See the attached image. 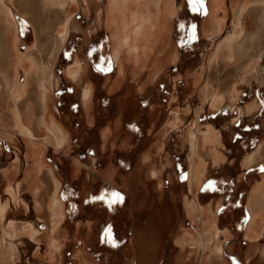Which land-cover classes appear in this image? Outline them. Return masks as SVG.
<instances>
[{"label":"rangeland","instance_id":"1","mask_svg":"<svg viewBox=\"0 0 264 264\" xmlns=\"http://www.w3.org/2000/svg\"><path fill=\"white\" fill-rule=\"evenodd\" d=\"M83 1L68 5L63 11L53 9L48 12L41 7L40 0H26L22 4L26 15L21 13L32 25L34 33L30 27L23 32L25 39L20 37V54L24 56L31 52L40 65H53L62 91L58 110H61L60 120L64 122H58V107L55 106L54 115L67 132V140L60 149L52 148L51 153L59 156L55 161L59 168L75 166L73 177L68 174L61 176L66 185L72 184L76 189H70L65 195H75V200L80 202L84 195H89L87 199L93 198V201L107 202L109 216L114 221L109 225L110 247L115 250L128 245L133 219L141 223L155 216L167 219L173 222L176 234L184 228H191L192 222L195 227L199 222L201 235L208 232L213 220L216 222V209L220 206L219 225L230 237L227 247L231 251L235 247L241 254L246 253V249L257 244L255 241L246 242L244 238L241 219L246 215L245 201L253 188L258 185L260 189L264 187V160L254 164L247 160L259 146L264 145V78L247 82L235 78V75L237 67L256 62L257 50L264 46V7L248 6L243 18L244 45L230 63H225L217 55L216 48L234 31L237 11L246 0H237L234 7L231 6L232 0H225L226 8L217 16L204 15L197 0H177L178 5L171 0L175 15L165 17L163 21L168 33L152 38L149 46L151 55L142 63L130 64L128 69L122 64L127 58V46L123 47L118 62L113 60V54L115 48L123 43V34L130 33L134 25L137 3L126 0L127 6L122 11L110 0H98V5L88 9ZM209 1L206 4L210 14L223 8L222 0H217L222 5L216 10L212 4L209 6ZM13 8L17 10L12 4ZM115 14L121 17L119 22L123 26L119 36L111 27ZM67 16L71 20L67 25L64 47L54 59L52 53L59 44L61 25ZM15 18L21 26L19 18L16 15ZM81 23V31H73ZM4 36L7 38L0 29L1 45L7 43ZM6 57L4 47L0 54L2 99H6L1 76ZM259 62L264 70V53ZM72 69L80 70L82 86L69 77ZM20 81L25 82L24 75ZM208 84L216 93H228L226 102L218 108L211 105L212 95L205 97ZM233 84L234 94L231 93ZM86 87L92 90V95L85 102L81 90ZM130 101L131 108L124 112ZM5 104L6 111H0V173L5 176L0 175L3 219L10 203L9 200L2 201V198L6 190L14 198L15 188L8 181L11 176L3 172L14 163L18 168L26 167L30 171L34 166V156L29 155L27 159L25 149L27 152L41 146L47 155L46 147L49 145L38 144L40 138L34 127L35 144L11 129L5 115L9 101L6 100ZM83 104L87 106L86 112ZM252 106L257 108L252 109ZM125 113L126 121L121 124L119 121ZM67 121L71 123L67 125ZM107 129L111 133L104 136L103 131ZM191 131L197 132L201 142V147L192 156L188 140ZM18 135L23 137L22 141ZM48 138L51 139L50 135ZM53 145L59 148L55 143ZM69 155L74 156V161ZM51 162L46 159L47 165L53 164ZM59 172L62 173L61 170ZM193 178L196 180L192 191L190 183ZM83 184L91 187L86 194L79 190ZM113 193L118 195L113 196ZM195 198H199L203 212L192 216L188 214L186 203ZM92 213L96 216L95 211ZM17 214L18 211L16 215L11 212L9 217L21 216ZM199 215L203 216L202 221L192 220L191 217L199 218ZM3 219L0 233L6 227ZM257 221H261L260 218ZM205 222L208 225L205 226ZM262 222L264 226V218ZM120 227L125 228L123 244L122 238L118 239L123 233ZM188 234L194 236L190 231ZM16 245V264H38V256L31 249L32 243L19 238ZM169 245V250L173 251L174 246L171 242ZM13 254L14 251L9 253L10 259Z\"/></svg>","mask_w":264,"mask_h":264},{"label":"crops","instance_id":"2","mask_svg":"<svg viewBox=\"0 0 264 264\" xmlns=\"http://www.w3.org/2000/svg\"><path fill=\"white\" fill-rule=\"evenodd\" d=\"M197 1L200 5L201 12L204 13V15L207 14L210 16H217L220 15L222 10L226 8V1L222 0L223 8H221L218 13L210 14L206 4L207 0ZM236 1L237 0H232L231 6L234 7L236 5ZM177 2L178 1L175 0L176 4ZM10 6L12 10V4ZM79 10L81 14L82 11L81 9ZM13 11V15L15 14L21 23V26H19L20 37L25 39L23 37V32H25V30L29 27L33 31V27L32 25H29V21L23 17V14H21L20 11L14 8L12 12ZM75 13L78 14V12ZM83 14L87 15L86 13ZM82 25L83 24L81 23L78 28L72 30L75 32L78 30L81 31ZM83 30H85V28H83ZM5 41H7V38ZM33 79L34 78H31V83L27 87L24 97H26V100L28 98L32 101V103L34 102L35 113H38L36 119L34 118V121L32 120L31 122V125L35 128L40 138V142L38 144H49L46 147L47 155L44 154V157H46L45 159L49 162L52 160L51 163L53 164H49V166H51L54 170V176L60 181L56 192L57 199L59 200V203H61V207L58 210L59 216L53 215L57 208L55 204H51L50 199H52L55 192V185L49 184L51 181V179H49V175L51 176V174L48 172L49 169L47 167H45L42 171L37 170L38 168L34 167L30 168V171H27L26 167L23 169L13 167L12 172L14 173H11L8 171L11 166L10 165L3 172L5 175L7 174L11 176L10 180L6 179L15 187L13 190L14 198L11 197L10 191L8 190L5 191L6 193L4 198H2V201L9 200L10 203L4 219V207L0 206V222L3 219V223L5 222L6 225V227L2 229L0 236H4L3 240H5L4 242L6 244L8 255L11 251H14L9 264H16V239L19 238L26 239V241L32 243L33 248L31 249L35 250L34 252L38 256V264H117V262L118 264L119 262L120 264H264V226L260 227L259 225L262 222L260 221V223L259 221L252 220L250 214L252 197L258 192V194H260L263 188L262 187L260 189L259 185L253 188L249 193L244 207L246 209V215L241 219L244 227L243 234L246 242L248 241L251 243L255 241L257 244L249 247V249H246V253L241 254L235 247L231 251L229 247H227L230 243V237L227 236V233L223 231L219 225L220 210L222 209L220 206L216 209V233L213 235L211 243L208 244L207 247L198 245V238H196L199 236V231L201 230L199 222L196 221H202V215H199V218L191 217L192 220L196 222V227L192 222L193 226L191 225V228H184L177 234L172 227L173 222L168 221L167 219L155 216L149 217L148 221L146 220L142 223L137 219H133L128 245L125 247L124 245L120 246V249L116 250L113 249V247H110V238L106 237V232L109 230L110 223H114V221L111 216H109V206L107 202H103L102 200L93 201V198L87 199L89 195H84V199L80 202L75 200V195L70 197L65 195V193L69 192L70 189H76L74 185L71 186L72 184L66 185V180L63 182L61 176L68 174V176L71 177L75 166L67 169L63 167L59 168L57 166L55 161L59 159V156L51 153V150L52 148L58 150L61 147L57 148L53 145L55 141L52 138H48L50 134L46 132V129L43 126H36L37 118L41 112L40 102L36 98L38 94L35 86L36 82ZM59 86L60 84L58 85L57 80L56 89L54 91L55 98L52 100L51 104L53 107H58L56 109L58 122H64V120H60L61 110H58L60 109L58 105H60L62 96V91L59 89ZM69 96L71 95H68L67 97L70 98ZM1 97L2 89H0V111L5 112L6 99H2ZM22 102L24 104L25 98ZM89 104L90 102L88 105ZM83 105V110L86 112L87 106L85 104ZM23 107H25V105L22 106V108ZM69 123L71 122H66L67 125ZM0 127L2 128V124ZM106 133H111V130L107 129L103 131L104 136ZM103 134L102 137H104ZM19 138L22 141L23 137L18 135V139ZM260 149L264 150V145L259 146L255 153L261 151ZM25 153L28 155L26 149L24 151V156ZM255 153H252L250 156ZM69 156L74 161V156ZM28 158L29 155L27 159ZM60 170L62 173L59 172ZM0 175L4 176L1 173ZM18 176L21 178H16ZM105 189L108 188L106 187ZM79 190L86 194L89 190H91V187L83 184ZM235 193H237L236 189ZM245 193H247V191H245ZM198 201L201 204L199 198ZM248 201H250L249 204ZM17 211L18 214H21V216H15ZM93 211L96 212V216L93 215ZM11 212L15 213V215L9 217V213ZM8 220L10 221L7 224ZM204 224L206 226L208 225V222H205ZM257 226H259V228ZM253 227L255 229H252ZM120 228L121 233H123L122 237L118 236V239L120 240L122 238L120 241L121 244H123L125 241V228ZM249 229H252V231L248 234L247 230ZM210 230L211 227L207 229V231ZM188 231L192 232L194 236H189ZM170 242L171 246H174L172 248L173 251L169 250ZM9 248L12 249L10 250ZM171 252L172 255L170 254ZM0 264L7 263L0 259Z\"/></svg>","mask_w":264,"mask_h":264},{"label":"bare ground","instance_id":"3","mask_svg":"<svg viewBox=\"0 0 264 264\" xmlns=\"http://www.w3.org/2000/svg\"><path fill=\"white\" fill-rule=\"evenodd\" d=\"M25 1L26 0H0V27H1L0 29H2L4 34L7 36V43L3 45L0 44L1 52L3 51L4 47L6 48L7 51V57L5 58L6 62H4L6 64L5 70H3V72L1 73L2 74L1 76L3 78V93L6 100L9 101V105L7 104L8 112L5 115L8 117L7 120L10 121L11 123V127H12L11 129H14L15 131L21 133L23 136H26V138L30 140V142L32 141L34 144L37 143L34 141V138L36 137V132H34L31 122L34 118L36 119L38 113L37 114L35 113V106L33 104L34 102L32 103V101L28 98L26 100V97H24V94L26 93L25 91L31 83V78H34L33 80L36 82V90L38 93L36 98L40 102V112H41L37 118L36 126L38 127L43 126L47 131H49L50 137L55 141L56 146L61 147L64 145V143L67 140V132H65L64 128L57 122L56 116L54 115V107L51 104L52 100L55 98L53 94L57 83V78L54 72V66L52 65V67H50L47 65H40L39 64L40 62L39 63L37 62L36 60L37 58L31 52L28 55H24V56L20 54V49H19L20 46L19 44L21 40L20 29H19L20 24L13 15L10 5L11 4L15 5L18 11L26 15L25 10L22 7L23 2ZM40 2H41L40 5L44 9V11L50 12L53 9H59V11H63L66 9L68 5L77 3L78 0H40ZM98 2H99L98 0L83 1L84 6L87 9L92 8L95 5H98ZM110 2L113 5L115 4L116 7L122 11L127 6L126 0L123 1L110 0ZM135 2L137 3L138 9L135 11L133 15L134 25L130 30V33L126 32L125 34H123L124 35L122 38L123 43L119 44L115 48L113 54V60L115 62H118L119 60H121L123 47L125 48V46H127V51H126L127 58L123 60L122 63L123 68H125V66L126 67L129 66L130 64H136L140 62L142 63L145 61V59L148 56L151 55L149 46L152 41V38H154L156 35H158L159 37L162 35L165 36V34H167L168 31L167 28H164L163 26L164 18L165 17L171 18V16L175 15V8L172 5L171 0H135ZM211 4L213 5L215 10L217 9V7H220L222 5V3L218 2L217 0H210L209 1L210 7ZM129 5L130 3H128V6ZM250 5H260L264 7V0H246L245 4L237 11L234 31L231 32L220 44H218L216 48L217 55L222 60H224L225 63H230L233 60V58L236 56V54H238L237 51L239 50V48L244 45L245 39H243L244 37H242V35L244 34L245 31V24L243 18L248 6ZM110 17H112V15ZM120 18L121 17L119 15L115 14L112 17V23L109 21L111 23L112 30L116 36L121 35V33L123 32V26L119 22ZM65 19L66 20L63 21L61 25L62 30L60 31V35L58 37L59 44L54 48L52 53L54 55V59L56 58V53L60 51L66 40V33L68 30L67 25L70 23L71 17L67 16ZM249 51L251 50L249 49ZM263 53H264V46L257 50V53L255 55V57L257 58V60L255 59L256 62L254 61L249 65H243V66L241 65L237 67L235 78L238 79L241 78V80H246L247 82H250L252 79L263 80L264 70L259 62ZM237 59L238 58H236V60ZM69 71H70L69 77H71V79L75 83L82 86L79 75L80 70L72 69V71L71 70ZM21 75H24L25 77L24 83H21L20 81ZM234 88H235V84H233L231 88V93L233 94L235 93ZM91 95H92V90L89 87L83 88L81 90V96L85 102L90 99ZM211 95L213 96L211 102L212 107L218 108L219 106L223 105L226 102L228 93L227 92L216 93L214 90L210 88V85L208 84L207 90L205 92V97H209ZM24 98H25V102L23 104L22 100H24ZM131 103L132 102L130 101L128 104H126V106L124 105L125 106L124 112H126L127 110H129V108H131ZM21 104H23V106L25 105V107L22 108ZM255 108H257V106H252V109ZM120 109L122 111V108ZM125 116L126 113L124 114L121 121H119L121 124L125 123L126 121ZM9 137H11V135L8 136V138ZM188 140L191 148L190 154L192 156L193 154L197 153L198 149L201 147V142L199 141L196 131H191L189 133ZM261 151L247 158L248 163L254 164L257 161H263L261 159L264 158V150ZM27 153L30 156H32V154L34 156V161H35L33 166L34 168H38L37 170L40 171H42L45 167L49 169L48 172L51 174L50 176L48 173L49 179H51L49 184L55 185V192L53 194L52 199H50V202L52 205L55 204L57 208V210L54 212L53 215L59 216L58 210L61 207V203H59V200L57 199L56 191L58 189L57 187L59 186L60 181L54 176L53 174L54 170L51 168V166L46 164L45 161L46 157H44L45 153L43 151V147L38 146L37 149L35 147L31 148L27 150ZM13 167L18 168V165L17 164L11 165L8 171L14 173L12 172ZM153 175L155 176L156 172H153ZM195 175L196 174H194V176ZM195 180L196 179L193 178V180L190 183L192 191L194 190ZM186 204H187L186 207L188 214L192 216H195L196 213L201 214L203 212V209L200 207L199 201L196 198L192 201L191 200L188 201ZM250 214L252 220L257 221V219L260 218L262 222V218H264V187L262 188L260 194H258L257 197L252 199ZM259 226L262 227L263 222ZM259 226L257 227L259 228ZM216 229H217V225L216 222L213 220V224L211 225V230L208 231L207 233H203L199 235L200 239L198 238L199 236L197 237L198 245H203L204 247H207L208 244L211 243L213 235L216 233ZM252 229L255 228L253 227ZM252 229L247 230V233L248 234L251 233ZM3 238L4 236H0V259L4 260L7 264H9L11 261L7 253L6 244L4 242L5 240H3Z\"/></svg>","mask_w":264,"mask_h":264},{"label":"snow or ice","instance_id":"4","mask_svg":"<svg viewBox=\"0 0 264 264\" xmlns=\"http://www.w3.org/2000/svg\"><path fill=\"white\" fill-rule=\"evenodd\" d=\"M118 194L116 193H113V196H117ZM100 199H102V197H100ZM110 235H111V230L109 229L107 232H106V237H109L110 238Z\"/></svg>","mask_w":264,"mask_h":264}]
</instances>
